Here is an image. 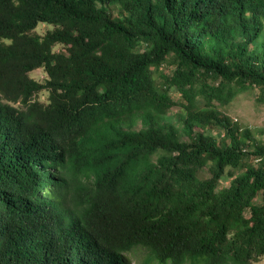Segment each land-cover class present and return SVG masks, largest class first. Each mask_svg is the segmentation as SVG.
Instances as JSON below:
<instances>
[{
    "label": "trees",
    "instance_id": "obj_1",
    "mask_svg": "<svg viewBox=\"0 0 264 264\" xmlns=\"http://www.w3.org/2000/svg\"><path fill=\"white\" fill-rule=\"evenodd\" d=\"M263 31L264 0H0V264L264 258V142L219 109L264 100Z\"/></svg>",
    "mask_w": 264,
    "mask_h": 264
},
{
    "label": "rangeland",
    "instance_id": "obj_2",
    "mask_svg": "<svg viewBox=\"0 0 264 264\" xmlns=\"http://www.w3.org/2000/svg\"><path fill=\"white\" fill-rule=\"evenodd\" d=\"M108 10L114 15L116 19L123 20L125 14L122 8L117 4L107 6ZM53 26L40 24L35 33L43 35L47 30L52 29ZM245 38L238 37L236 41H244ZM63 46L56 47V51H62ZM264 53V31L262 36L250 45V56ZM169 67L166 68L169 71ZM30 75L38 81H45L47 78L44 69H37L30 73ZM48 93L44 92L40 95V100L47 101ZM222 113L228 115L234 122L238 123L243 129L248 128L252 131L253 136L264 142V100L261 98V93L258 88L249 89L237 94V96L227 105L219 108ZM185 114L178 107H173L171 112L163 119V123L171 124L180 131L181 139L189 141V137L182 131ZM135 129H141L142 123L139 122ZM199 133L206 137H210L217 142L219 146L226 143L227 137L223 130L215 126L205 127L200 129ZM147 251L143 247H137L129 253L131 264H144L147 256ZM254 264H264V258Z\"/></svg>",
    "mask_w": 264,
    "mask_h": 264
}]
</instances>
